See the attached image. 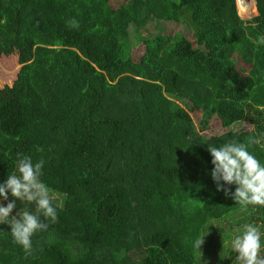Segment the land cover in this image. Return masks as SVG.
I'll use <instances>...</instances> for the list:
<instances>
[{"label": "trees", "instance_id": "16d2710c", "mask_svg": "<svg viewBox=\"0 0 264 264\" xmlns=\"http://www.w3.org/2000/svg\"><path fill=\"white\" fill-rule=\"evenodd\" d=\"M246 1L123 0L113 10L107 0H0V28L13 14L34 47L33 71L22 68L19 84L0 89V184L16 173L17 153L43 158L40 179L58 205V221L32 236L29 256L0 224V264H200L194 241L243 212L217 190L208 146L264 132V45L252 43L264 35V0H255L258 8ZM155 21L181 27L154 37L169 42L155 49L157 80L110 81L107 66L71 44L79 34L110 53L120 30ZM23 84L44 105L41 114L21 100ZM175 100L201 113L199 130ZM213 118L222 132L207 137ZM249 151L264 163V150ZM16 205L12 215L35 211ZM247 211L264 232V207ZM223 251L235 262L231 245Z\"/></svg>", "mask_w": 264, "mask_h": 264}, {"label": "clouds", "instance_id": "9594fccd", "mask_svg": "<svg viewBox=\"0 0 264 264\" xmlns=\"http://www.w3.org/2000/svg\"><path fill=\"white\" fill-rule=\"evenodd\" d=\"M66 23L71 28L79 27L75 19ZM252 43L264 45V35ZM253 146L264 150V132L247 136L246 142L228 141L219 146H208L214 165L211 176L217 190L230 195L243 211L249 206L264 207V163L249 151ZM37 151L43 152V148L38 147ZM44 164L43 158L33 162L30 156L17 153L16 173L10 174L0 184V200H8L9 193L13 198L6 206L0 203V224L10 225L13 242L22 246L26 256L32 254V236L47 231L50 223L58 221V205L53 203L55 197L40 179ZM225 185L236 187L231 191ZM17 200L34 204L35 211H18L12 215ZM262 236L261 227L253 223H245L235 229L230 238L231 251L238 253L234 264H264ZM203 243V237L197 238L193 243L194 249L199 250Z\"/></svg>", "mask_w": 264, "mask_h": 264}, {"label": "rangeland", "instance_id": "374dc122", "mask_svg": "<svg viewBox=\"0 0 264 264\" xmlns=\"http://www.w3.org/2000/svg\"><path fill=\"white\" fill-rule=\"evenodd\" d=\"M246 2L244 0L243 4H246ZM107 3L113 10H117L123 0H107ZM249 5L251 7V2H249ZM254 6L256 7V1ZM236 7L245 25L250 26L245 21L247 17L245 12H242L237 4ZM247 14L250 15L251 19L259 23L257 13H251L250 9H247ZM14 17L13 14L8 13L0 28V89L5 85L12 87L19 84L17 80L22 68L27 69V71L23 70L27 74L34 69V61L31 56L34 47L30 45L31 42L29 40L31 38H29L27 29H21L18 18ZM180 29V26L158 21L151 24L147 30H137L135 26L129 25L114 35L112 43L116 47L110 53H107L104 48L94 42H86L79 34L71 35V44L81 55L91 59V61H95V66H107L109 68L107 74L110 81H115L122 75L157 80L150 70V65L152 64L155 67L158 59L155 55V49H161L168 45L169 42L157 41L154 40V37L159 35L172 36ZM34 41L39 40L34 38ZM22 75L24 76L25 73L23 72ZM28 79L29 81L32 80L31 77H28ZM23 87L25 88V94H23L21 100L25 102L28 109L41 114L44 105H41L38 97L29 91L26 85L23 84ZM175 102L189 113L197 130H199L200 124L205 121V119H201V113L198 111L191 112L190 107L181 101L175 100ZM55 113L56 110L53 114ZM206 121L208 123V131H206L205 136L210 137L222 132L219 120L213 118L211 121L209 119H206ZM249 127L251 126L249 125ZM259 209H261V206H259ZM247 212L246 210L237 214V220L232 221L230 224L219 225L214 223L204 230V243L201 245L202 253L199 258L200 264H233V255L228 256L227 253H224L223 248L225 245L230 246V238L234 234L235 229L245 223H249Z\"/></svg>", "mask_w": 264, "mask_h": 264}, {"label": "water", "instance_id": "95a60500", "mask_svg": "<svg viewBox=\"0 0 264 264\" xmlns=\"http://www.w3.org/2000/svg\"><path fill=\"white\" fill-rule=\"evenodd\" d=\"M236 1V0H235ZM241 2H242V4H243V2H244V0H241ZM255 2V1H254ZM236 4H237V2H236ZM238 5V4H237ZM243 5H245V4H243Z\"/></svg>", "mask_w": 264, "mask_h": 264}]
</instances>
